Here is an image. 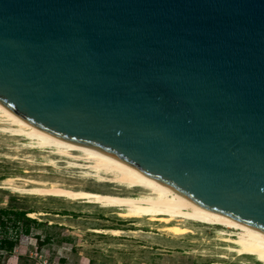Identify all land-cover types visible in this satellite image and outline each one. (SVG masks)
I'll return each instance as SVG.
<instances>
[{"label":"water","instance_id":"1","mask_svg":"<svg viewBox=\"0 0 264 264\" xmlns=\"http://www.w3.org/2000/svg\"><path fill=\"white\" fill-rule=\"evenodd\" d=\"M0 106L264 233V0H0Z\"/></svg>","mask_w":264,"mask_h":264},{"label":"rangeland","instance_id":"2","mask_svg":"<svg viewBox=\"0 0 264 264\" xmlns=\"http://www.w3.org/2000/svg\"><path fill=\"white\" fill-rule=\"evenodd\" d=\"M3 127L0 124V129ZM18 142L26 144L0 132V183L20 177L15 183L19 187L31 186L27 182L33 180L79 185V174L70 172L66 164L62 163L56 171L30 166L21 160L12 161L17 156L13 149ZM28 154L39 164L47 163L37 153L24 149L18 157L24 159ZM3 183L0 184V242L14 243L11 249L6 243L2 245L0 264L257 263L253 258L235 261L217 258L224 255L220 248L225 243L217 240L215 226L189 224L195 235L172 238L158 232L162 227L158 222L143 220L138 227L135 225L138 221H124L114 215L115 210L101 205L21 195L10 192ZM114 230L121 231L119 237L114 236ZM99 231H108V234Z\"/></svg>","mask_w":264,"mask_h":264},{"label":"bare ground","instance_id":"3","mask_svg":"<svg viewBox=\"0 0 264 264\" xmlns=\"http://www.w3.org/2000/svg\"><path fill=\"white\" fill-rule=\"evenodd\" d=\"M0 124L4 126L0 129L1 134H9L17 141L26 142L16 144L13 152L17 156H11L12 161L21 160L30 166H44L56 171L63 163L70 172L79 174L78 186L33 180L27 182L31 186L19 187L15 183L20 181V177L8 178L1 183L8 186L6 189L11 190L10 192L63 200L71 204L101 205L110 211L115 210L114 215L124 221H138L135 224L138 227L143 220L158 222L162 226L157 228L158 232L172 238L195 235L189 224L215 226L218 228L217 240L225 243L220 248L225 252L224 255L217 258L233 261L253 258L255 262L264 264L263 232L197 207L103 151L50 137L1 106ZM23 149L32 154L37 153L47 163H37L30 154L19 159ZM99 232L108 234V231ZM120 233L121 231L114 230L115 237H119Z\"/></svg>","mask_w":264,"mask_h":264},{"label":"trees","instance_id":"4","mask_svg":"<svg viewBox=\"0 0 264 264\" xmlns=\"http://www.w3.org/2000/svg\"><path fill=\"white\" fill-rule=\"evenodd\" d=\"M4 243H6L7 246H8V248L11 249L12 246H13V243H14V242H12V241H7V242H6V241H3V242H0V250L3 249V246H2V245H3Z\"/></svg>","mask_w":264,"mask_h":264}]
</instances>
